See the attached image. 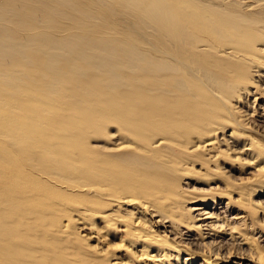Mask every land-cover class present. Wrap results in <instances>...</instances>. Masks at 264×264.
<instances>
[{
    "label": "bare ground",
    "instance_id": "6f19581e",
    "mask_svg": "<svg viewBox=\"0 0 264 264\" xmlns=\"http://www.w3.org/2000/svg\"><path fill=\"white\" fill-rule=\"evenodd\" d=\"M263 91L264 0H0V264H264Z\"/></svg>",
    "mask_w": 264,
    "mask_h": 264
},
{
    "label": "rangeland",
    "instance_id": "374dc122",
    "mask_svg": "<svg viewBox=\"0 0 264 264\" xmlns=\"http://www.w3.org/2000/svg\"><path fill=\"white\" fill-rule=\"evenodd\" d=\"M124 21H125V26H127V18H124ZM263 83H260V85H262ZM264 92V91H263ZM253 100V99H252ZM247 105H249V104H242V106L240 107L241 109H243V111H248L249 112V107L247 106ZM247 107H248V109H247ZM250 110H251V107H250ZM232 165V164H231ZM234 167L235 168H237V169H240L241 171H242V167H240L239 165H234ZM197 170H200L199 169V167L197 168ZM239 170V171H240ZM239 171H233L232 172V177L234 178V179H241L243 176L241 175V171L239 172ZM204 172H201V174H203ZM224 180V179H223ZM185 182H187L188 183V185H189V187L187 186V187H185L186 189L188 188V190L189 191H192L193 193H196L197 191H204V190H207L208 191V188H207V185H209L211 182H210V180L209 179H206V178H204V177H201V176H199V175H190L188 178H187V180H185ZM214 186V185H213ZM206 192V191H205ZM206 194H209V196L211 195V196H213V195H215V194H213V192H207ZM217 196H219V194H216V197ZM221 196H219V198H220ZM217 201H218V207L219 208H223L225 205H221V198L220 199H217ZM220 201V202H219ZM223 201H224V204L226 203V204H228V201L227 200H225V199H223ZM220 204V205H219ZM195 205L196 204H190V206H192V207H195ZM232 207H237V209H242L243 211H244V209L242 208V207H239L238 205H235V204H232ZM236 209V211H234V214H231V216L229 217V219H237L238 221H239V218L241 217V216H243V215H240V216H238L237 214L239 213V212H241V211H239V210H237ZM238 211V212H237ZM243 211H242V214H243ZM237 215V216H236ZM244 216H245V214H244ZM226 220H227V218H226ZM237 220H234V221H231V222H229V223H235ZM86 224L87 223H89V222H85ZM77 224H80V225H82V223L80 222V223H77ZM99 224V223H98ZM81 227V226H80ZM260 230L262 231V232H264V227L263 228H260ZM92 232V235L91 236H94V237H92V238H97V235H95V232H97L96 230H92L91 231ZM85 234H88L87 233V231L86 232H84L83 233V235H85ZM103 235H104V233H103ZM102 235V236H103ZM256 238H258V239H260V243H262L261 244V246H263L264 245V237H262V235L261 234H259ZM108 240H110V238L108 239ZM90 241H92V240H90ZM92 245H96V244H93V243H91ZM125 259V258H124ZM113 263H118V264H120L119 262H116V261H114Z\"/></svg>",
    "mask_w": 264,
    "mask_h": 264
}]
</instances>
